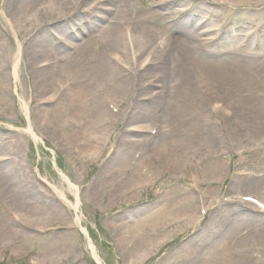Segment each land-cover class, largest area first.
<instances>
[{"label":"rangeland","instance_id":"rangeland-1","mask_svg":"<svg viewBox=\"0 0 264 264\" xmlns=\"http://www.w3.org/2000/svg\"><path fill=\"white\" fill-rule=\"evenodd\" d=\"M161 1L174 2L160 7L158 4ZM175 1L128 0V8L132 15L134 8L137 16H132L133 32L141 34L146 30L140 25L150 17L142 16L151 8L155 14L160 12L163 20H168L162 23L165 27H178L176 23L179 20H186L187 25L183 23L185 25H180L179 28L204 48L209 42L205 40L206 36L212 33H203L207 27L217 28L224 38H231L232 41L228 44L237 51L251 49L253 44L258 43L264 48V6L249 7L250 10L244 12L236 7L230 9L219 5L216 9L207 0ZM246 1L256 3L264 0ZM2 2L0 0V8ZM74 2L64 0L63 13L46 22L48 27L43 32L47 40H34L33 37L27 44L23 42L16 82L8 76L11 66L8 58L16 52L13 30L6 27V35L0 31V160L7 155V159L0 161V264H99L92 255L89 243L94 246L102 264H126L127 259L136 258L144 264H185L181 257L191 251V264L214 263L205 262L202 255L196 257L194 249H199L200 244L205 241H214L207 247L212 250L222 240L224 234L220 233L221 237L218 234V238L215 233L220 227L217 223L219 219L225 217L229 222L237 221L227 218L226 212L229 214L240 206L250 207L263 218L250 215L249 223L254 227L258 222L264 223V210L254 203L264 204V74L243 80H230V74L221 73L215 68L216 60L227 58L223 53L227 43L223 44L219 40L217 44L210 42L213 47L209 50L218 55L223 53L224 56H211L210 63L214 65V70L213 67L201 64L194 71V84L187 90L181 87L182 80L178 73L176 75V70L174 74L171 73L173 68L165 67L161 70L160 66L155 68V65L148 67L145 72H162L164 77L158 84L161 87L151 85L149 89H142L143 93L132 88L127 93L109 88L108 85L105 87L98 73L100 64L91 65L94 59L99 60V56L90 58L91 62L80 60L84 68H79L75 75L80 77L82 84L75 81L68 87L64 79L57 78L55 73L52 83L57 82L42 87L38 85L40 77L33 74V48L43 45L47 49L37 59L40 63L36 65H43L39 69H43L44 76L54 73L56 69L57 73L68 72L73 70L70 67L71 59L68 63L60 61L55 65L56 69L53 66L44 69L48 67L44 65L49 63L46 60L53 62L55 57L49 50L57 48L59 54L56 57H66L75 52L71 46L86 38L80 35L79 41L74 42L67 38V33L73 36L78 34L77 30L83 25V18H86L75 16L76 9L72 6ZM111 2L118 6L119 13L120 10L123 13L127 9L124 8L127 7L126 0ZM88 3L90 0L78 4L80 10L77 12L91 15L92 12L87 9ZM202 4L214 8L216 15L205 17L201 14L192 17L187 12L193 6L200 7ZM109 7L111 5L107 3L101 9ZM152 18L153 21H158V17ZM93 22L104 29L109 25L108 19ZM2 23L4 18L0 15L1 27ZM40 29L37 26L30 35L41 37ZM160 37L151 38L145 46L148 58L143 56L133 61L132 70H128V78H134L131 74L138 71V63L140 69H143L148 62L157 63L165 59L164 56L162 60L151 57L152 47L165 42L166 36L161 34ZM56 44L63 46L58 48ZM76 58L72 60L76 62ZM255 59L257 62L264 60L262 51L257 53ZM103 62V65L107 64L108 58L103 56ZM115 66L123 74H128L127 70ZM61 86H66V91L60 93ZM139 87H143V83ZM62 93H66V96L61 95ZM78 95L85 96L86 103L81 107H75L73 100ZM22 101L27 103L28 116L24 112ZM42 103L46 104L45 108L51 110V113L58 114L56 121L62 128H46L47 133L46 130H41V125L38 124L43 121L36 114L41 110L39 107ZM112 109L117 110V121L109 128V138H102V145L98 148L100 152L96 154L95 148L85 150L77 147L75 142L82 140L83 131L97 124L95 117L107 114ZM75 118H79L83 127L76 123ZM106 119V116L103 117V124H108ZM66 120L74 121L72 123L76 125L73 135L70 134L71 128ZM29 127L37 140L27 131ZM134 130L144 133L133 134ZM134 141L141 144L134 146ZM172 144L174 150L166 149ZM101 149L104 152L101 153ZM155 153L163 158L162 163L170 165L167 169L173 168L174 171L165 176L156 174L154 181H138L139 178L133 181L134 177L130 174L134 176L136 169L154 172L153 166L149 169L141 162L149 161V157L161 162ZM172 159H175V164L167 161ZM223 159L228 161L226 167L225 162L221 164ZM18 163L23 164L24 170L17 176H5L10 165L15 167ZM61 173L78 188L79 212L56 192L63 191L68 200L74 203L75 197L68 190ZM147 181H151V184L139 187L138 184L149 183ZM131 191L134 195L124 196V193ZM180 193L184 194L179 196ZM190 196L194 198L195 210L191 212L192 220L187 222L189 213L181 208V204L189 203ZM57 208L63 213L59 217L52 212ZM26 216L37 219L38 224L31 229L23 228L18 220L22 217L25 219ZM158 217H164L161 226L165 223L177 225L182 234L172 239L167 249L158 254L147 255L153 257L146 262L144 256L151 253L152 242L157 241V235L160 234L155 233L154 225L149 220ZM248 218H245L246 222ZM260 235L264 239L262 231ZM136 243L142 247L138 249ZM259 245L262 250L264 242ZM128 252L131 255H126ZM251 264L264 262L256 259Z\"/></svg>","mask_w":264,"mask_h":264},{"label":"bare ground","instance_id":"bare-ground-1","mask_svg":"<svg viewBox=\"0 0 264 264\" xmlns=\"http://www.w3.org/2000/svg\"><path fill=\"white\" fill-rule=\"evenodd\" d=\"M74 1H75L74 5L72 6H75L73 7V9H76L75 16L79 15L80 17L83 16L86 18H83L84 23L81 26V28H78L77 30L78 34H74L75 36H73L72 34L67 33L68 35L67 38L70 39L72 42L79 41L80 35L82 36L84 35V37L86 38H84V40L80 39V43H77L76 45L71 46V49L74 50L75 52L68 54L66 57H62V56L56 57V55L59 54L57 48H54V49L52 48L49 50V52L55 54V57L52 59L53 62H51L50 60H46L49 63H46L44 65V66H48L44 69L50 68L52 66L54 67V69H56L57 67L55 65L59 64L60 61H64L65 63L66 62L68 63L70 62V59H71L70 67H73V70L68 71L69 73L68 72L57 73L58 70L56 69L54 70V73L44 76L45 72L43 71V69H39L43 65L42 66L41 65L36 66V65L40 63V61L38 62L37 59L40 58L42 55H44L47 49L43 45H39L38 47L39 49L37 47H34L37 50L33 48L31 52V54H33L32 59L35 60L33 74L38 75L40 77L41 80L39 81L41 82H39L38 85L42 87H45V85L48 86L50 83H52V79L54 78L55 73L57 75V78L64 79V83H66L67 84L66 86L68 87L71 86L72 83H74L75 81L78 84L79 83L82 84V81L79 80L80 77L79 76L77 77L75 75L76 72L80 69L83 70L84 67H83L82 62H85L86 60L88 62H91L90 58H96L97 56H99V60L94 59L91 65L98 64L99 66L100 64L99 66L100 69L98 70V73H100L101 75V79L103 80L104 86L106 87L108 85L109 88H113L114 90H118V91L123 90V92L126 91L127 93H128V90L129 92L131 91V88L135 91H139L143 93L142 89L146 90V89H149L151 85H158L161 83L164 77V74L162 75V72L154 71V70L153 72H145L147 71L146 69L152 65H155L154 66L155 68L160 66L161 70H163L165 67L166 69L173 68L171 73L175 74V70H176V75L178 73V76L182 80V84H180L181 87L186 90L190 89V87L194 84L193 83L194 71L201 64L207 65L209 68L213 67V70H214V65L210 63L211 56H214L216 58L218 57L222 58L224 54L227 56V58L222 59V60H216L217 63L215 62L216 63L215 65L217 67L215 68H218L221 71V73L230 74L229 75L231 78L230 80L232 81L233 80L237 81L240 79L243 80V79H247L250 76L257 77L261 74L262 75L264 74V60L261 62H257V60L255 59L258 52L262 51V53L264 54V48L262 49L259 43L257 45L253 44L251 49L244 50V51L243 50L237 51L233 48V46H229L230 44H228L230 41H232L231 38L230 39L224 38L222 34H220L219 30H217V28L210 29V27H207V29H205L203 33H206V34L211 33V32L212 33L206 36L205 40L207 39L209 40V42L206 43L207 47L204 48V46H202L201 44L195 42L190 37H188L187 32H183L179 28L180 25H185V24L187 25L186 20H184L183 22L179 20V22L176 23V25L178 24V27H174V26L165 27L162 23L168 20L166 19L163 20V18H161L162 17L161 13L157 12V14H155L151 10V8L149 9L146 15L142 16V17H150L149 18L150 20L147 19L148 21L144 20L143 22L139 21L141 22V25H140L142 26L141 28H145L146 30L144 32H140L141 34L139 33L135 34V32H133L132 16L137 17L135 16L136 10L133 8V15H132L130 8H128L129 6L128 0H126L127 7H124L127 9H124L123 13L121 12L122 10H120V13H119L118 6L116 4H112L111 1L113 0H92V1L90 0V3H88L87 9L90 11V13L92 12L91 15L77 12L80 10L78 4L85 2L86 0H74ZM173 2L174 1H169L168 3H165L161 1L158 5L160 7H164V5L173 4ZM175 2L179 3V2H182V0H176ZM207 2L209 4H212L216 9L219 8L217 6L219 5L220 7L221 6L230 7V9L233 7H236L237 9L239 8V10H242L244 12L246 10H250L249 7L255 8L256 6H264V1L256 2V3H249L246 0L245 1L244 0L243 1L242 0H207ZM2 3L3 4H2V8H0V15H2V17L4 18V23H2L3 27L0 26V31L6 35V30H5L6 27L11 28V30H13L12 32H13L14 38L16 40V52L14 53V55L12 54V56L8 58V61H9L8 63L11 64V66H9L10 72L8 76H10L14 80V82H16L17 78L19 77L18 69H19V62L21 60V48H22L23 42L27 44L29 39L33 37H34V40L39 39V38L40 39L45 38L44 40H47L46 39L47 37L44 35V32H43L45 30V27L46 28L48 27L46 22H48L49 20H52L53 17L60 16V14L63 13L64 0H3ZM107 3L110 4L111 7L104 8L105 10L101 9V6ZM208 3H205V4L209 6ZM205 4H202L200 7L195 5L193 6V8H190L191 11H187V10L186 11L190 13L192 17L195 15H201V14H203L205 17H212V16L214 17L217 11L214 8H210L206 6ZM242 11H238V12H242ZM164 12H166V10ZM152 17H158V21H153ZM102 19H108L109 21V25L105 29L100 28V25L93 24L95 23L93 22V20L100 21ZM37 26L41 27L40 29L41 31L39 30L40 31L39 35H41V37L35 38V36H32L30 34L32 30L36 28ZM197 26H198L197 29H199V25ZM96 27H98V29H96ZM161 34L166 36L165 42L162 41L159 44H157V46L152 47L153 54H151V57L157 58V60L158 59L162 60L164 56L165 59L157 63L148 62L143 69H140L141 66L138 63L137 64L138 68H136L138 69V71L136 70L134 73L131 74V76L133 75L134 78L132 80L130 77L128 78V75L130 73V71L128 70L130 69L132 70L133 61L139 60L143 56H146V58H148L147 57L148 52H145L146 50L145 46L149 44V42L151 41V38L153 37L161 38L160 37ZM219 40H221L223 44L227 43V46L225 47L226 49L223 52L224 54L219 53L220 55L209 50L210 48L213 47L212 43L210 42L214 41L217 44ZM61 46L63 45L56 44V47L58 48H60ZM215 47L216 46H214V48ZM259 49H262V50L259 51ZM104 52H107V53L104 54ZM213 53H215L216 55ZM165 54H166V57H165ZM103 56L108 58L107 64L105 63L104 65H103L104 63ZM76 57L79 58L78 61ZM75 58H76V62L73 61ZM149 60L151 61L152 58H150ZM127 61H130V62H127ZM115 65H118L122 67L123 69L127 70L128 74L125 75L122 72H120ZM108 76H110L108 79L104 78ZM56 82L53 81L52 85L55 84ZM140 83H143V87L138 88V85H140ZM65 87L63 86L60 87V93L63 90L66 91ZM1 88H2V85L0 84V89ZM65 94L66 93H62L61 95H65ZM84 98L85 96L78 95L77 98L73 99L75 103V107H81L82 105H84V103H86ZM43 103L40 104L42 106L39 107L41 110H39L36 114L38 119L40 118L43 121L42 124H38V125H41L40 126L41 130L42 129L46 130V128H48V130H51V129L55 130L57 128H62V126L59 125V123H57L58 114L55 112L51 113V110L46 109L45 108L46 104H43ZM22 107L24 108V112L26 116H28L29 112H28L27 103L22 101ZM254 108H256V106H254ZM116 112H117L116 109H112L111 112H108V113L105 112L107 114H103V115L101 114L99 116H96L95 119H96L97 124L95 125V127L87 128V130L83 131L81 135L83 136L81 140L82 142L78 140L77 142H75L76 146L81 147L82 149H85V150L87 148H90V149L95 148L94 151L96 150V154L97 152H100L98 148L101 147L102 145L101 144V141L103 140L102 138H105V137L109 138V133H110L109 128L113 126L115 122L117 121ZM60 114H61V111H60ZM105 116L107 117L106 121H108L107 122L108 124H103L102 122L103 117ZM75 119L77 121L76 123L79 124V126L83 127V123L79 120V118H75ZM92 119H94V116H92ZM260 120H262L261 117H260ZM66 121L69 125V128H71L69 129L70 134L73 135L76 132V129H74V126L76 125L72 123L74 121L72 122L68 120ZM68 125L66 124V126ZM27 131L29 132V134H31L35 138V140H37L36 135L34 134L31 127H29ZM141 132L144 133L141 130H134L133 134H142ZM45 133H47V130ZM49 140L52 142L51 138ZM132 144L134 146H138L141 144V142L134 141V143L132 142ZM166 149L174 150L175 149L174 144H172ZM102 152L104 151L102 150L101 153ZM84 153H87V152L84 151ZM155 154H156L155 156L157 157V159L159 158L161 162L154 160L152 157H149V161H151V163L149 161L141 162L143 166H146L149 169L150 167L153 166L154 172H152L151 170H142L141 168L136 169L134 170L135 172L134 176L133 174H130L132 175V177H134L133 181L138 178H139L138 181H142L144 179L154 181L157 178L156 174L165 176L168 172L174 171L173 168L171 170H169V168L167 169L166 167H170V165L168 163H162V161H164L163 158L158 156L157 153ZM99 157L100 155L97 156V158ZM3 159H7V155L2 156L0 161H2ZM167 161H171L173 164H175L176 162L175 159L167 160ZM224 162L225 161L223 159L221 161V164L223 165ZM227 164H228V161L224 163L225 167L227 166ZM10 166L11 167L8 169L9 172L5 174V176L9 174H11V176L12 175L17 176L19 172L24 170L23 164H20V163L15 165V167L12 165ZM218 166L221 167L220 165ZM220 171L221 173H223V169H221ZM61 177L66 182L68 190L75 197L74 203L68 200V197L65 195V193H63V191H56V192L60 196H62L76 212H79L80 211V208H79L80 199H79V194H78V188L64 174L61 173ZM252 180H255V179H252ZM147 182L149 183L144 182L138 185L140 187L143 184L144 185L151 184V181H147ZM19 187L22 188V185L19 184ZM130 194L131 196L134 195L131 191V192L124 193V196H129ZM183 194L184 193H180L179 196ZM40 199L44 200L41 197ZM189 200H190L189 203L181 204L182 205L181 208L186 213H189L187 216V222H189V220H192V218H190L191 212L195 210L193 209L194 203H195L194 198L190 196ZM254 203L256 206L259 205L264 210V204H261L258 202H254ZM197 210H198V207H197ZM231 211L232 212H230L229 214L228 212H226V216H228L227 218L231 217L229 219H232V220L237 219V221L233 223V222L227 221L225 217L222 220L220 218L219 221L217 222L218 225H220V227L215 233H216V237H218V234L221 237L220 233H223L224 236L222 240L218 242L216 246L212 248V250L207 249V247L209 244H213L214 241L203 242V244H200L199 249L198 248L194 249L195 250L194 253L197 254L196 257H198V255H202V257L205 259V262L206 261L214 262L212 264H251L253 260H256V259H260L264 262V254L262 253V251L264 250L263 248L264 245H262V248H263L262 250L259 245L264 242V239H262V235H260L261 231L262 233H264V227H263L264 223L261 222L262 227H260L261 223L258 222V225L256 224V226L254 227L252 224L249 223L250 220L248 218L250 215H257L258 217H261V218H263V216L261 215L259 216L258 214L259 212L255 213L253 212L255 210L251 209L250 207H246V206H240L238 209L236 210L234 209ZM52 212H54V216H58V217L59 215L63 214L59 208H57V210H54ZM196 214H197V211H196ZM223 215L225 216V214ZM76 218L78 222H80L79 217L76 216ZM245 218H248L247 222ZM162 219H164V217H158V218H153L149 220V223L154 225L155 233L159 232L160 234L157 235L158 240L157 241L154 240L152 242L153 245L151 244L152 245L151 253L149 254L146 253V255L144 256L146 262L151 260V258L153 257V256H147V255H152L153 253L158 254L162 252L172 242L171 241L172 239L174 240L176 237L182 234L181 230L179 229L177 225H172L171 223L170 224L165 223L163 226H161L162 223H164L162 222ZM259 221H262V220L260 219ZM18 224L22 225V227L25 229H31L35 227V225L38 224V220L34 219L32 216H26L25 219L22 217L21 220H18ZM178 224H180V222H178ZM169 228H172V229H169ZM165 230H167L166 234H165ZM14 233L16 234V232ZM135 245L138 247V249L142 247L140 244H137V243ZM89 247L92 251L93 257L98 261L99 264H102L100 257L96 254L94 246L91 243H89ZM124 250H126V248H124ZM126 255L129 256L131 255V253L128 252ZM192 257H193V254L191 251L190 253L186 254L184 257H181V260L184 261L185 264H191L190 259ZM127 260L128 262L126 264H136V262L140 264H144L141 262L139 258H136L134 260H130V259H127Z\"/></svg>","mask_w":264,"mask_h":264}]
</instances>
